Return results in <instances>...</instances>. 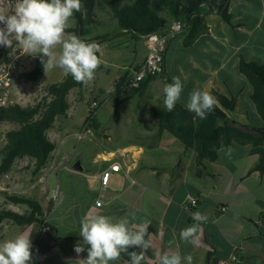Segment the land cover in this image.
Returning a JSON list of instances; mask_svg holds the SVG:
<instances>
[{
    "label": "crops",
    "instance_id": "obj_1",
    "mask_svg": "<svg viewBox=\"0 0 264 264\" xmlns=\"http://www.w3.org/2000/svg\"><path fill=\"white\" fill-rule=\"evenodd\" d=\"M211 14L213 13L206 15V23L209 26L208 32L200 35L195 43L202 37L212 36L214 30L207 20ZM216 19L219 25L222 20L218 16ZM233 21L235 22V19ZM235 24L240 29L242 24L240 22H235ZM76 26L77 21L75 20L74 25L69 27L70 30L65 31V38L76 35ZM221 31L226 36L227 31L225 29ZM181 34L176 35L168 44L163 71L164 77L158 76L147 81L144 91L141 94H136L138 100L146 103L155 98L154 90L161 88L163 92L165 82L169 78L166 56L175 41L183 42L184 35ZM133 44L129 43L122 45V47ZM141 45L137 46L138 52L129 63L118 62L115 53L108 58V61L101 56V63L104 62L113 67L115 70L114 77L129 75L146 57L147 47L144 41L141 42ZM193 45L187 48H191ZM56 47L57 53H59L61 46L57 45ZM121 68L127 70L121 72ZM99 69L97 68L95 71V79L93 78L89 91L98 92L103 98L104 94L107 91L110 92L111 89L106 88V83H103L105 77L102 76ZM152 85L156 86L152 88ZM86 86L87 83H84L83 87L73 88L70 91L68 96L70 108L64 115L65 120L62 127L64 130L69 129L75 113L74 105L70 101V94L77 90L79 94H76L78 98L75 102L80 101L85 97L82 90L84 91ZM125 90L127 88L120 93L117 107L119 105L126 107V101L123 100ZM114 94L116 97L115 89ZM155 107L147 110H132L137 116L138 126L136 125L135 137L118 147L110 145L112 141L110 132L103 128L104 124L97 113L99 126L97 128L98 135L95 138L98 139L99 145L98 148L94 149L93 156H78L69 169H64L63 165L67 163L60 159L62 153L58 151L53 157L51 155L47 165L38 173L26 177L16 176V180L21 183L18 188L26 190L27 195L35 197L42 205L43 215L40 216V219L56 228L52 231L58 238L57 245L42 253L40 264H75L74 260L77 258V254L74 251V246L82 241V237L79 235L80 221L85 214L89 213L107 215L115 221L127 217L133 230L142 225H148L151 247L145 253V258L141 264H160V258L164 254H179L182 257V264H187L183 257L186 254H191L192 264H206L208 252H212V258L216 264H219L222 259L228 258L242 248L246 252L242 254L241 260L237 264H264V202H257L258 196L254 190L256 185L264 183V172L252 170L253 165L258 160V154L252 153L250 144L234 142L219 148V156L216 160L211 161L204 158L199 161L195 150L185 147L169 131L163 130L158 133V119L154 113ZM241 110L237 104L236 110L228 112V115L233 119V113ZM125 111L129 116V113H132L128 108ZM255 111L264 121L257 109ZM255 126H264V124ZM70 146V142L64 139L60 145V150L61 148L69 150ZM225 147H227L229 158L232 160L236 161L241 156L247 158V165L239 175L233 174L231 167L221 160V150ZM119 153L125 154L123 159L130 167L128 170L123 168L113 172L110 182L105 188V203L98 206L96 199L101 189L99 174L110 163L108 158L113 155L119 157ZM67 155L71 157L69 153ZM31 163L34 165L33 160ZM219 176H229L226 182L222 180L223 191L221 195L223 198L228 196L227 201L207 193V188H215ZM249 177L255 179L253 181L254 188L248 185L247 179ZM189 195L199 198L194 208L188 205ZM62 196L66 200L64 205L60 201ZM250 201H253L254 205L253 210L243 217L246 223L233 224L230 227L232 233H225L220 222L222 217L228 216L225 213L228 212L229 206L240 207L243 203ZM10 208L21 213L27 212L29 209L28 206L24 209L15 206ZM195 212L205 215L207 221L199 225L197 243L193 245L182 241L180 232L193 223L191 214ZM243 218L241 217V219ZM255 225L256 228L253 229ZM22 233L31 234L32 244L37 242L38 245L42 234L40 224L34 222L25 225ZM174 234L176 243L170 245L169 241L173 239ZM145 238L148 239L147 236ZM133 250L140 251L138 248L129 249V251ZM87 255V250H85L80 254V257L86 258ZM125 263L130 264V257L123 252L118 261L111 262V264ZM30 264H34V259Z\"/></svg>",
    "mask_w": 264,
    "mask_h": 264
},
{
    "label": "trees",
    "instance_id": "obj_2",
    "mask_svg": "<svg viewBox=\"0 0 264 264\" xmlns=\"http://www.w3.org/2000/svg\"><path fill=\"white\" fill-rule=\"evenodd\" d=\"M81 12H74L73 18L77 21L76 35L88 42L111 41L114 35H130L129 39L118 43V46L133 43L141 39L142 35L161 30L173 20L187 21L188 28L181 32L184 35V45L192 46L200 35L208 32L206 23L208 13H217L231 25L233 13L230 11V0H81ZM99 12H106L116 25L112 30L100 32V29H109L110 22L99 16ZM100 27V29H99ZM70 30L66 28L65 31ZM116 35V34H115ZM36 55V54H35ZM99 55V53H97ZM239 71L251 85V99L255 103L258 114L264 119V63L241 57ZM45 73L41 59L34 56L33 67L20 74L26 81L39 80ZM162 76L159 72L155 77ZM128 75L121 76L115 84L116 98L127 87ZM169 83V78L165 85ZM84 83H77L71 74L63 79L46 85L40 99L35 103L22 106L15 103L0 108V121L11 122L17 125L15 129L6 133L4 143L0 146V178L10 172L19 158L29 157L34 161L33 173H38L47 165L56 148V143L49 137L48 130L57 118L67 114L70 103L68 96L73 88H81ZM146 83L139 88H131L133 95L141 94ZM132 95V96H133ZM216 105L206 119H200L189 111L179 101L173 111L169 112L164 105L154 108L158 119V133L169 131L187 148H193L197 159L202 161L208 158L214 161L219 156V148L234 142L250 144L252 153L258 154V160L252 170L264 172V126L248 125L231 119L228 112H234L237 107V95L229 96L224 92L213 91ZM89 115L86 123L90 122ZM90 124L97 129L99 121L97 115ZM9 201L15 204H25L28 211L21 213L12 208L0 210V224L10 219L20 226L34 222L40 224L41 232L44 229L56 230L54 226L40 219L43 208L39 201L30 195L5 192ZM194 208V207H191ZM34 264H40L42 253L37 250V242L32 244ZM212 252L206 256V264H216ZM127 258V257H126ZM129 264V263H125Z\"/></svg>",
    "mask_w": 264,
    "mask_h": 264
},
{
    "label": "rangeland",
    "instance_id": "obj_3",
    "mask_svg": "<svg viewBox=\"0 0 264 264\" xmlns=\"http://www.w3.org/2000/svg\"><path fill=\"white\" fill-rule=\"evenodd\" d=\"M230 11L233 13V19L235 22H240L242 25L240 29L238 26L229 24L226 20L222 19L217 13H213L208 16L207 20L210 22L213 28L212 36L202 37L197 41L193 47L187 48L183 45L180 40L175 41L171 49L166 56V68L169 76V83L172 82L173 76H179L183 82V92L179 100L184 106H186L189 98V94L193 89L199 88L203 91H208L213 97L212 91L224 92L229 96L237 95V104L242 109L240 112L236 111L233 113L232 118L238 122L251 125H262L264 121L256 113L255 103L251 99V85L247 82L245 76L239 71V62L241 57H246L249 60L263 62L264 63V0H230L229 2ZM99 16L106 22H110L111 26L109 29H100L99 31L106 32L112 30L116 25L110 18V15L106 12H99ZM222 21L217 23L216 17ZM75 19L71 17L68 22L67 28L74 25ZM226 30V36L221 30ZM71 36V35H70ZM130 35H111L109 39L111 41H103L99 44L103 52L102 57L108 61L114 53L118 60L123 64L129 63L131 58L138 52L137 46H142L141 42L143 38L139 40H133L131 46H118L117 44L129 39ZM145 44V42H144ZM15 44L12 48L5 50V57L8 54L14 55L19 52ZM57 52V47L55 49ZM35 55V54H34ZM34 55L25 54L21 57L23 69L21 72L32 68L34 63ZM134 66V65H130ZM101 67V69H99ZM98 69L101 71L102 76L105 77L103 83H106L107 91L103 98L100 93L90 92L89 86H92V81L87 82V86L82 90L84 98L80 101H76L78 91H72L70 94V101L74 105L75 113L71 119V125L69 129H63L64 116L57 118L51 128L48 130L49 137L56 143V148L52 153V157L59 151L62 153L60 159L71 167L73 161L78 156L89 157L94 155V149L98 148V139L95 138L97 129H94L93 135H87L81 140L75 137V131L82 128V125L86 122V116L88 111L89 102L94 97H98L101 101V107L98 110V115L103 122V128L107 129L111 135L112 147H118L135 137V129L137 125V116L134 115L132 110H144L155 107L156 105H164V94L160 89L153 91L155 98L148 100V102H142L137 99V95L132 96L131 89L128 87L124 96L126 101V107L131 110L132 113L125 111L127 108L123 105L117 107V98L114 94L116 81L122 76L114 77L115 70L111 65L107 63H101ZM127 69L121 68V72ZM99 71V72H100ZM131 73V72H130ZM66 73L59 67H54L49 70L48 73H44L43 76L36 81H26L20 79L18 82L19 99L18 104L26 106L38 101L41 98L43 89L46 85L55 81H60L65 77ZM95 79V77H94ZM156 85H152V88ZM138 126V125H137ZM16 124L11 122H4L0 126V146L4 143L6 133L9 130L15 129ZM140 129V128H138ZM70 142V149L64 150L60 145L63 140ZM102 141L104 139H101ZM221 160L226 162L231 169L233 174L239 175V173L247 165V158L245 156L238 157L235 160L229 158L227 147L221 150ZM71 157H68V154ZM64 157V158H63ZM32 159L29 157H23L17 159L12 170L4 175L0 179V210L2 208H10L11 206L19 207L20 209L27 208V205H15L9 201L6 197L5 192L8 193H22L26 194V190L19 189L21 183L16 180V176L26 177L34 175ZM72 169V168H71ZM15 177V179H14ZM217 185L214 189L207 188V193L216 198L228 200V196L223 198L222 191V180L225 182L229 179V176H219ZM254 178H248V185L254 188ZM194 182L198 185L196 180ZM255 192L257 194V202H264V183L255 186ZM62 204L64 205L65 199L61 197ZM254 202L243 203L240 207L229 206L228 216H224L221 219V226L225 233L231 234L232 229L230 228L233 224L246 223L243 218L248 212L253 210ZM258 208V207H256ZM241 217L243 219H241ZM189 218V217H188ZM25 226H19L10 219H5L0 224V242L5 240L13 239L18 234L23 232ZM256 228V225L253 229Z\"/></svg>",
    "mask_w": 264,
    "mask_h": 264
},
{
    "label": "clouds",
    "instance_id": "obj_4",
    "mask_svg": "<svg viewBox=\"0 0 264 264\" xmlns=\"http://www.w3.org/2000/svg\"><path fill=\"white\" fill-rule=\"evenodd\" d=\"M10 12L0 8V46L12 48L14 42L21 54L39 56L47 74L59 67L71 74L77 83H87L94 78L103 55L101 45L88 42L77 35L65 38V29L74 12H81V0H15ZM61 46L59 53L54 51ZM99 53L100 55H97ZM183 92V82L179 76H173L172 82L163 88L164 106L173 111ZM216 105V99L199 88L189 94L186 107L200 119H206ZM230 151V150H229ZM134 218V214H133ZM193 223L181 230L180 239L195 245L198 229L207 217L200 212L191 214ZM79 235L82 241L74 246L77 258L75 264H111L118 261L121 253H127L130 264H141L145 253L151 247V235L148 225L136 230L130 227L127 217L118 221L103 214H85L80 221ZM148 237L146 239L145 237ZM176 243L175 234L169 241ZM31 234L20 233L15 238L0 242V264H30L33 258ZM138 248L140 251H129ZM87 250V257L80 254ZM183 260L192 264L191 254ZM160 264H182L179 254H164Z\"/></svg>",
    "mask_w": 264,
    "mask_h": 264
},
{
    "label": "built area",
    "instance_id": "obj_5",
    "mask_svg": "<svg viewBox=\"0 0 264 264\" xmlns=\"http://www.w3.org/2000/svg\"><path fill=\"white\" fill-rule=\"evenodd\" d=\"M11 3L14 4L15 0H11ZM0 8L5 12H10L12 10V5L9 4L8 0H0ZM187 28V21L173 20L168 26L161 30L152 31L141 36L147 47V53L143 62L137 68H134L128 75L126 85L129 89L141 87L147 83L152 76L164 71L165 55L169 42ZM7 48L8 47L0 46V108L18 103V82L21 79L20 74L24 67L21 62V57L24 56V54H21V50H19L17 54H8V56L5 57L4 52ZM101 104L102 101L98 97L92 98L89 102L87 115L91 116L90 122L92 118L97 115ZM90 122H85L82 128L75 132V137L78 140H81L87 135H93L94 129ZM3 123L4 122L0 121V126ZM124 155V153H119V157L113 155L108 158L110 163L100 172L99 179L101 189L96 199V204L98 206L105 203V188L109 184L113 172L120 171L123 168H126V170L129 169L130 165L124 161ZM63 168L69 169L68 164H64ZM133 181L135 180L133 179ZM198 201L199 198L197 196H188L189 206L195 207ZM245 252L246 250L242 248L240 251L231 254L228 258L222 259L219 264H237L240 262L242 254Z\"/></svg>",
    "mask_w": 264,
    "mask_h": 264
},
{
    "label": "water",
    "instance_id": "obj_6",
    "mask_svg": "<svg viewBox=\"0 0 264 264\" xmlns=\"http://www.w3.org/2000/svg\"><path fill=\"white\" fill-rule=\"evenodd\" d=\"M58 238L51 229H44L39 239L37 250L45 253L57 245Z\"/></svg>",
    "mask_w": 264,
    "mask_h": 264
}]
</instances>
